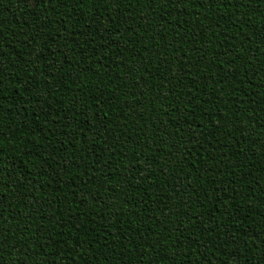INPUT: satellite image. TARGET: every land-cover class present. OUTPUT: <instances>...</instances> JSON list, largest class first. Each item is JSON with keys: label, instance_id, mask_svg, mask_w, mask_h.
<instances>
[{"label": "trees", "instance_id": "16d2710c", "mask_svg": "<svg viewBox=\"0 0 264 264\" xmlns=\"http://www.w3.org/2000/svg\"><path fill=\"white\" fill-rule=\"evenodd\" d=\"M0 264H264V0H0Z\"/></svg>", "mask_w": 264, "mask_h": 264}]
</instances>
